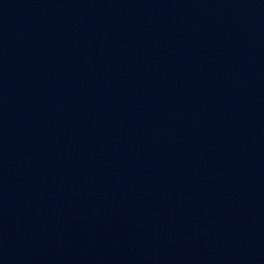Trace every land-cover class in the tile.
<instances>
[{"label": "water", "instance_id": "95a60500", "mask_svg": "<svg viewBox=\"0 0 264 264\" xmlns=\"http://www.w3.org/2000/svg\"><path fill=\"white\" fill-rule=\"evenodd\" d=\"M0 264H264V0H0Z\"/></svg>", "mask_w": 264, "mask_h": 264}]
</instances>
